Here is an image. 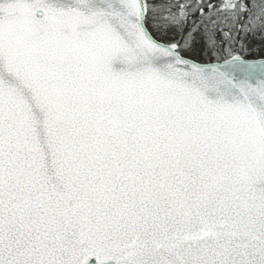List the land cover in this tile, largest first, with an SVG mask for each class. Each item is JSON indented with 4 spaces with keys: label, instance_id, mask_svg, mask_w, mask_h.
Masks as SVG:
<instances>
[{
    "label": "snow or ice",
    "instance_id": "obj_1",
    "mask_svg": "<svg viewBox=\"0 0 264 264\" xmlns=\"http://www.w3.org/2000/svg\"><path fill=\"white\" fill-rule=\"evenodd\" d=\"M0 264H264V0H0Z\"/></svg>",
    "mask_w": 264,
    "mask_h": 264
}]
</instances>
